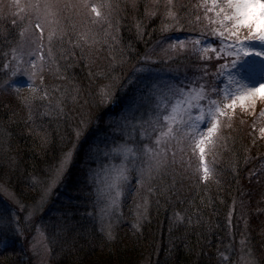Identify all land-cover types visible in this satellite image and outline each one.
Wrapping results in <instances>:
<instances>
[{
    "label": "trees",
    "instance_id": "16d2710c",
    "mask_svg": "<svg viewBox=\"0 0 264 264\" xmlns=\"http://www.w3.org/2000/svg\"><path fill=\"white\" fill-rule=\"evenodd\" d=\"M157 30L149 31L146 40ZM100 40L101 44L109 45L106 40ZM6 42L3 43V37H0V183L7 182L34 196L40 191L38 185L49 178L61 153L78 143L75 158H81L91 144L95 127L90 114L97 109L92 110V95L97 92V87L112 81V77L116 81L113 82L114 92L106 101L107 107L99 111L101 119L116 110L110 103L116 100L120 86L140 61L131 49L125 53L119 47L104 48L101 45L99 49L100 43L94 41L90 46L77 38L71 42L62 40L57 45L54 61H48L41 83L16 85L12 81L13 85L12 82L9 84L10 89L24 90L21 92L28 95L36 92L35 102L25 107L18 102L21 92L12 95L13 102L2 96V80L6 75L2 68V51L8 46ZM44 92L47 95H43ZM81 121L87 123V129L77 142L74 130L84 127ZM246 142L243 145L237 141L238 148L230 143L219 164L211 168L212 174L207 181L199 176L186 178L170 173L157 176L143 213L138 215L133 209L126 211L124 218L127 221L114 227L111 238L99 234L72 202L65 204L68 216H60L58 222H52L47 228L54 242L53 258L59 256L66 264H128L132 261L229 264L222 260L220 250L229 247L227 245L237 237V224L246 222L251 253L259 264H264V226L252 225L247 219V214L253 210L247 196L252 191L263 190L264 170L256 165H261L264 153L257 152L260 145L254 140ZM76 171L68 168L66 186L77 183ZM244 200L248 203L245 204L247 209ZM7 201H4L7 208L18 215L21 208ZM263 205L259 207L263 208ZM238 208L242 209V216ZM18 255L13 247L8 253L3 249L0 264H16L14 260Z\"/></svg>",
    "mask_w": 264,
    "mask_h": 264
},
{
    "label": "rangeland",
    "instance_id": "374dc122",
    "mask_svg": "<svg viewBox=\"0 0 264 264\" xmlns=\"http://www.w3.org/2000/svg\"><path fill=\"white\" fill-rule=\"evenodd\" d=\"M26 2L27 0H0V37H3V43L7 40L8 32L10 33L6 42L8 46H5L2 51V60H4L2 68L6 70V75L2 80L4 81L2 82V91L4 92L2 96L9 101H12L10 98L14 93L24 90L15 91L5 87L6 81L9 84L13 81L16 85H21L24 82L31 84V86L41 83L40 79L29 75L31 69L27 63L30 59L28 56H24L22 61L13 59L12 49L21 43L20 30L28 23L25 17L29 15L28 12L21 11L17 7V3L22 7ZM58 2L61 6L59 13L60 27L64 29L62 40L71 42L74 38H77L84 42L85 40L81 39V33H87L91 40L100 43L99 49L101 45L104 48L108 46L112 48L119 47L125 53L131 49L132 54L136 55L137 58L139 57L140 65L129 72L131 74L120 86L116 100L110 103L113 109H116L113 110L114 114L109 113L108 116L101 119L98 116L100 109L107 107L108 102L106 101L110 99V97L108 99L104 97L102 90L108 87L111 96L114 92L113 82L116 81L113 77L111 78L112 81L97 87V92L92 95V110L95 107L97 109L94 110L92 115L90 114V120L92 119L95 127V134L89 145L95 144L97 150L92 156H89L88 145L84 150V155L73 160L70 168L77 170L74 174L78 180L77 183L66 186L67 182L64 175L62 181L52 188L43 205L40 207L34 206L39 202L41 193L48 186L49 180L55 175V169L63 153L54 163L55 167L49 174L47 181L38 185L40 191L34 193V196L7 182L0 183V185L7 188V191H0V209H6L12 213L4 204L5 200H9L7 202L11 201L21 208L19 212L17 211L18 215L12 213V223L0 230V251L6 249V253H8L13 247L15 253H19L14 260L17 262L16 264H66L62 259L60 260L59 256L53 258L51 250L54 242L51 241L47 228L52 222H58L60 216H68V211L66 212V207H64L67 203L72 202L77 210L81 209L83 217L87 219L90 225H94L98 229L99 234L104 233L108 238H111L109 233H113L114 227L120 222L127 221L126 217L124 218L126 211L133 209L136 213H143L145 205L150 200L149 195L151 193L149 191L157 176L170 173L186 178L201 177L202 172L200 169L202 165L199 152L198 150L193 151L188 142L182 145V152L179 146L176 148L175 158L171 155L172 148H169L166 167L155 173L151 180L145 179L143 183H137L139 173L136 168L140 166L141 161L137 160L135 165L130 164L129 180L125 186L124 194L115 206H108L105 197L98 193V185L92 179V171H99L108 163H119V158H113L111 154L108 156L104 154L108 151V146L116 142L126 140L137 146L154 143L152 129L143 123L151 115L152 102L148 99V88L151 84L157 82H186V77H191L194 74L199 75L198 69L203 68L204 64H208L206 70L211 75L206 79L217 88L222 89L227 83L226 75H217V69L214 66L224 63L226 59H231L224 53L221 54L220 58H217L214 53H208L211 60H207L201 58V55H198L194 50L193 42L197 38L205 45L213 44L217 48L220 47V39L211 35L209 31L202 28L200 21L195 20L196 15L202 17L203 14V7H197L200 0H172L173 11L178 13L181 23L167 30H163V26L170 22L166 16L168 0H112L114 8L112 15L109 17L112 23L111 27L104 19H97L94 16L85 14L83 9L63 7L65 4L77 3L79 0H58ZM90 2H99V0H90ZM104 11H107V9ZM152 12H155V15H151ZM158 15L160 16L157 18ZM2 21H5L7 25ZM203 23L207 22L203 21ZM138 24L140 25L139 28L137 27ZM156 28L158 30L155 35L146 40L151 33L149 31ZM100 39L106 40L109 45L101 44L102 40ZM62 40L57 38L53 41L54 54L58 48L57 45ZM176 41H184L187 45L186 50L176 53L169 49V43H175ZM86 43H89L90 46L93 45L90 42ZM195 48L198 49L199 46L197 45ZM145 57H151V59ZM9 64L13 68L18 65L15 76L12 75L11 68L5 67ZM47 64L48 61L45 63V69ZM248 79L251 84L255 85L261 77L259 75H249ZM21 93L22 97H18L21 98L18 102H21L25 107H29L35 102L36 94L34 93L36 92L32 91L29 95L25 94L26 92ZM246 104L247 107L238 103L232 119L224 120L222 118L223 127L219 133L216 146L205 153L210 169L213 165L219 164L222 160L221 156L225 155L230 143H234V146L238 148L237 141H239V144L245 145L247 144L246 141L252 139L260 145L257 152L262 151L264 153V134L261 133V129H264V116L260 115V112L264 111V100L257 97L255 104H253L252 100L248 99ZM95 118H97V121L94 120ZM204 124H207V121ZM229 125L231 126L229 127ZM142 127L148 135L142 134ZM256 167H263L264 170V159H262L261 165L258 163ZM247 198L250 200L249 207L253 208L247 214V219L251 221L252 225L264 226V205L263 208L259 207L264 203V177L263 190L252 191ZM59 203L60 206L58 207ZM246 203L247 201L244 200V208H246ZM241 210L238 208L237 211H240L242 216L243 211ZM41 213L44 214L43 217L39 216ZM16 218L20 221L18 228L15 223ZM142 219L140 218V220ZM234 219L235 217H233ZM245 224L247 223L237 224L235 231L237 237H234L233 242L227 245L229 247L225 246L220 250V253H224L227 257V259L222 260L228 261L229 264H244L246 260H251L253 264H259L253 253H251V244L247 239L248 232H245ZM113 264H117V262ZM128 264L144 263L132 261Z\"/></svg>",
    "mask_w": 264,
    "mask_h": 264
},
{
    "label": "snow or ice",
    "instance_id": "6c2138e0",
    "mask_svg": "<svg viewBox=\"0 0 264 264\" xmlns=\"http://www.w3.org/2000/svg\"><path fill=\"white\" fill-rule=\"evenodd\" d=\"M201 6L202 17L196 15L195 20L200 21L202 28L211 35L220 39V47L217 48L213 44L205 45L197 38L193 42L194 50L201 58L207 60H211L208 53H214L217 58H220L222 53L231 57L224 63L214 66L217 75H226L227 83L222 89L214 86L206 79L211 74L206 70L208 64H204L203 68L198 69L200 74L186 77V82H157L149 86L151 115L143 123L152 129L154 143L137 146L126 140L116 142L108 146V151L104 154L119 158V163H108L99 171L90 170L93 181L98 185L97 191L105 197L108 206L117 205L119 198L124 194L130 177V164L135 165L137 160L141 161L140 166L136 168L139 173L137 183H143L145 179L151 180L155 173L166 167L169 148H172L171 155L175 158L176 148L179 146L182 152V145L185 142L192 146L193 151L198 150L202 165L201 179L207 181L212 169L208 167L205 153L216 146L223 127L222 118L232 119L238 103L247 107L248 99H251L253 104L257 97L264 100V0H200L197 7ZM17 7L29 15L25 17L28 23L20 30L21 43L12 49L13 59L22 61L24 56H28L30 59L27 63L31 69L29 75L43 81L45 63L55 59L53 41L57 38L62 40L64 36V29L60 27L59 21L61 6L58 0H27L22 7L17 3ZM63 7L83 9L85 14L104 19L110 27L112 26L109 19L114 8L112 0L99 2L79 0ZM173 7L172 0H168L166 16L170 22L163 26V30L181 23ZM105 9L107 11H104ZM150 14L155 15V12ZM81 39L93 42L87 33H81ZM197 45L198 49L195 48ZM168 47L179 53L186 50L187 45L184 41H176L169 43ZM5 67L11 68L12 75H16L18 65L15 68L11 64ZM249 75H259L261 79L253 85L248 79ZM4 86L8 87L9 82L6 81ZM102 94L105 98L111 95L108 87L102 90ZM43 95L47 93L44 92ZM260 115L264 116V111H261ZM205 121L207 124H204ZM81 123L84 127H77L74 130L77 142L87 129V123L85 121ZM141 131L142 134L148 135L143 127ZM261 133L264 134V129H261ZM77 148L78 143H74L62 154L55 175L43 189L35 207L42 206L52 188L62 181L75 158ZM96 150L95 144L89 145L88 155L92 156ZM0 191H7V188L0 185ZM12 220V213L0 209V230L9 226ZM15 223L18 228L20 223L18 218L15 219ZM221 257L227 259L224 253H221ZM244 264L253 262L246 260Z\"/></svg>",
    "mask_w": 264,
    "mask_h": 264
}]
</instances>
